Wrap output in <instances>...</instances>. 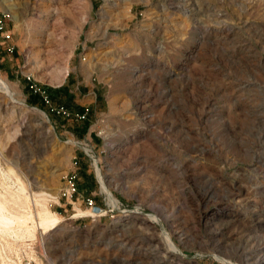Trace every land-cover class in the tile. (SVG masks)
<instances>
[{
    "label": "rangeland",
    "instance_id": "rangeland-1",
    "mask_svg": "<svg viewBox=\"0 0 264 264\" xmlns=\"http://www.w3.org/2000/svg\"><path fill=\"white\" fill-rule=\"evenodd\" d=\"M3 1L17 52L0 76L25 104L0 90V191L10 170L57 199L77 156L81 193L111 211L52 198L63 222L0 234V264H264V0ZM27 74L56 105L101 94L92 138L29 104Z\"/></svg>",
    "mask_w": 264,
    "mask_h": 264
},
{
    "label": "bare ground",
    "instance_id": "bare-ground-1",
    "mask_svg": "<svg viewBox=\"0 0 264 264\" xmlns=\"http://www.w3.org/2000/svg\"><path fill=\"white\" fill-rule=\"evenodd\" d=\"M7 1L9 0H4L3 3L6 4ZM107 1L110 2V0ZM8 9L12 10V8ZM60 82H62V79L58 80V83ZM0 90L8 95L14 103L25 104L22 100L17 99L13 87L2 76H0ZM35 111L44 119H48L44 112ZM96 168L101 190L108 196L112 205L117 207L119 203L107 185L102 169L97 165V162ZM2 174L13 181V184L6 185L4 191H0V234L2 236L17 239L33 238L38 230L47 231L63 222L62 216L52 211L48 204L52 198L56 199L55 197L47 193H33L32 184L25 183L24 180L16 177L10 170H4ZM163 238L170 248V255L180 257L179 247L170 234L163 231ZM222 260L226 264H231L225 258Z\"/></svg>",
    "mask_w": 264,
    "mask_h": 264
},
{
    "label": "built area",
    "instance_id": "built-area-1",
    "mask_svg": "<svg viewBox=\"0 0 264 264\" xmlns=\"http://www.w3.org/2000/svg\"><path fill=\"white\" fill-rule=\"evenodd\" d=\"M16 52L17 46L14 42V32L9 28L6 16L0 15V65L5 60V54L12 56ZM25 79L31 95L38 97L43 105L46 106L50 114L61 117L65 121L84 122L88 119L89 109L82 113L73 111L65 105H56L53 102L48 89L39 84L33 75L27 74L25 75ZM84 151L88 157L96 161L92 149L84 148ZM63 180L64 182L60 188L56 203L60 204L61 206L64 203L62 207L65 209L71 206L75 211H81V209L76 206L78 202H81V204H84L91 215L96 217H101L103 216L104 212L108 213V211H111L110 207L108 206L107 208H109V210L99 206L92 194L86 196L81 193L79 187L80 161L77 156L74 157L72 168ZM61 213L62 212H59V214Z\"/></svg>",
    "mask_w": 264,
    "mask_h": 264
},
{
    "label": "crops",
    "instance_id": "crops-1",
    "mask_svg": "<svg viewBox=\"0 0 264 264\" xmlns=\"http://www.w3.org/2000/svg\"><path fill=\"white\" fill-rule=\"evenodd\" d=\"M29 99V97H28ZM95 105H93L90 109H89V115H88V119L84 122L81 123H67L66 125H63V127L66 128L67 132H69L70 134H72L73 137H77L80 139H87L88 136H90L92 138L93 136V131L91 130V119L92 117L95 116V114L97 113V109L101 107V103H103V97L101 94H99L98 92L95 93ZM68 107V106H67ZM85 104H82L79 106H76V108L72 107H68L73 111H78V112H84L85 109ZM87 110V109H86ZM88 127L87 131H84V127Z\"/></svg>",
    "mask_w": 264,
    "mask_h": 264
},
{
    "label": "trees",
    "instance_id": "trees-1",
    "mask_svg": "<svg viewBox=\"0 0 264 264\" xmlns=\"http://www.w3.org/2000/svg\"><path fill=\"white\" fill-rule=\"evenodd\" d=\"M28 102H29V104H31L33 106H37V105H39L41 100L38 97L31 95V96H29ZM87 129H88L87 126L84 127V131H87ZM80 173H81V171H80Z\"/></svg>",
    "mask_w": 264,
    "mask_h": 264
}]
</instances>
